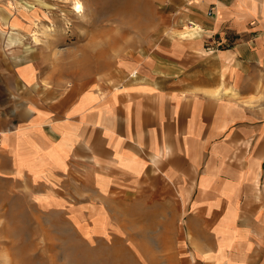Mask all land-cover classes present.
Here are the masks:
<instances>
[{"label": "crops", "instance_id": "obj_1", "mask_svg": "<svg viewBox=\"0 0 264 264\" xmlns=\"http://www.w3.org/2000/svg\"><path fill=\"white\" fill-rule=\"evenodd\" d=\"M30 1L0 0L8 195L64 211L82 234L105 216L96 235L120 226L111 198H152L189 264H264V0H193L198 37L124 62L117 86L60 88L38 59H14L40 15Z\"/></svg>", "mask_w": 264, "mask_h": 264}, {"label": "rangeland", "instance_id": "obj_2", "mask_svg": "<svg viewBox=\"0 0 264 264\" xmlns=\"http://www.w3.org/2000/svg\"><path fill=\"white\" fill-rule=\"evenodd\" d=\"M30 2L26 9L40 15L32 33L15 45L14 59H38L45 82L59 88L117 86L126 75L124 62L142 61L175 36L192 39L202 31L187 23L188 0ZM152 201L111 198L118 229L96 235L105 225L102 216L82 234L64 211L38 207L0 186V264H189L175 244L173 222Z\"/></svg>", "mask_w": 264, "mask_h": 264}, {"label": "built area", "instance_id": "obj_3", "mask_svg": "<svg viewBox=\"0 0 264 264\" xmlns=\"http://www.w3.org/2000/svg\"><path fill=\"white\" fill-rule=\"evenodd\" d=\"M193 0H188V4H192L193 2H192ZM208 14L209 15H215L216 14V4H213L212 6H210V8H209V10H208ZM188 20V24L190 25V26H192L193 24H196L194 21H192V20H189V19H187ZM186 20V21H187ZM133 75H135V73L133 72L132 73V76ZM0 144H1V136H0Z\"/></svg>", "mask_w": 264, "mask_h": 264}, {"label": "bare ground", "instance_id": "obj_4", "mask_svg": "<svg viewBox=\"0 0 264 264\" xmlns=\"http://www.w3.org/2000/svg\"><path fill=\"white\" fill-rule=\"evenodd\" d=\"M33 35H34V38L36 39V40H38V36L36 35V34H34L33 33ZM190 35H191V33H190ZM34 40V39H33ZM35 41V40H34Z\"/></svg>", "mask_w": 264, "mask_h": 264}]
</instances>
